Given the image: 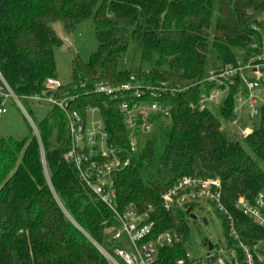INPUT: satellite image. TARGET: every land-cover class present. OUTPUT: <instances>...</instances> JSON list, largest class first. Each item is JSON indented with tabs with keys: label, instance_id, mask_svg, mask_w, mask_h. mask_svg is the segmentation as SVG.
Segmentation results:
<instances>
[{
	"label": "trees",
	"instance_id": "16d2710c",
	"mask_svg": "<svg viewBox=\"0 0 264 264\" xmlns=\"http://www.w3.org/2000/svg\"><path fill=\"white\" fill-rule=\"evenodd\" d=\"M262 14L264 0H0V75L22 104L41 94L47 79L56 78L54 48L62 42L49 28L54 22L67 31L89 20L94 27L96 51L87 63L72 59L71 83L60 93L77 94L80 112L88 104L100 108L108 144L115 149H129L116 104L86 92L85 86L103 82L115 87L135 76L143 87L164 84L171 91L161 99L170 107L161 154L158 134L164 128L159 123L131 155L129 166L114 176L119 210L130 205L146 214L153 223L149 239L165 232L182 238L181 244L160 251L156 264L184 258L190 213L165 211L159 195L186 176L220 183L221 205L238 238L228 236L227 222L216 212L227 247L239 264H245L240 244L254 264H264L256 248L264 241V228L235 207L239 199L253 203L264 193V107L251 123L252 133L236 141L221 129L232 119L234 91L216 107L217 116L198 107L200 97L214 87L204 80L234 64V48L252 56L251 27ZM132 43L141 45V62L153 63L150 70L118 69ZM37 130L40 143L34 135L23 141L0 138V264H107L93 243L110 252L116 244L106 230L116 223L63 160L70 148L63 113L50 110ZM196 207L188 206L192 212Z\"/></svg>",
	"mask_w": 264,
	"mask_h": 264
},
{
	"label": "built area",
	"instance_id": "2783aa9c",
	"mask_svg": "<svg viewBox=\"0 0 264 264\" xmlns=\"http://www.w3.org/2000/svg\"><path fill=\"white\" fill-rule=\"evenodd\" d=\"M251 28L253 34L248 48L253 52L252 56L243 48L242 60L235 59L234 64L210 72L204 83L214 87L208 94H203L198 103L200 109L207 108L206 104L217 107L234 91L231 122L236 126L240 139L252 133L251 123L259 117L260 108L264 107V14L257 18ZM63 87L55 78H49L41 94L24 100L26 103L47 106L50 110L57 109L63 113L70 138V148L64 154L63 160L73 165L79 181L112 213L116 227L108 228L106 233L116 245L107 252L93 244L107 264H156L159 252L181 244L182 238L177 233L165 232L149 239L153 223L148 222L146 214H138L130 205L122 211L119 210L114 176L129 166L131 155L143 145L145 137L153 131L155 125L170 119V107L161 99L164 98V93L171 91L164 88V84L156 88L143 87L134 76L125 84L115 87L103 82L89 83L85 88L83 85L86 92L104 96L116 104L129 133V149L123 152L108 144V134L100 108L88 104L80 112L77 107L78 95L60 93ZM149 97L154 101L147 102ZM10 98L28 119L34 136L40 143L37 125L0 75V116ZM87 116H97L99 121L89 125ZM220 193L221 186L218 181L186 176L162 191L159 199L165 211L190 210V216H193L192 209L188 208L191 204H195V207L197 205L196 208L199 209L202 204L212 206L225 218L228 236L237 240L232 218L221 205ZM235 207L252 222L264 228V193H259L253 203L239 199ZM240 247L244 250L245 264H254L247 249L241 244ZM211 251L206 255L207 260L214 257L218 264H228L221 256L222 250L216 254H211ZM229 258L234 261L231 254ZM258 260L262 261V258L258 257ZM204 263L205 259H201L200 264ZM175 264H194V258L185 252L184 258L176 260ZM234 264H239L237 259Z\"/></svg>",
	"mask_w": 264,
	"mask_h": 264
},
{
	"label": "rangeland",
	"instance_id": "374dc122",
	"mask_svg": "<svg viewBox=\"0 0 264 264\" xmlns=\"http://www.w3.org/2000/svg\"><path fill=\"white\" fill-rule=\"evenodd\" d=\"M49 28L62 42L59 47L54 48L55 79L62 85H68L71 83L72 59L78 57L82 63H87L90 56L96 51L97 42L94 35V27L89 20L77 24L71 31L64 29L60 22L49 24ZM140 52L141 45L139 43L130 44L118 63V69L129 70L133 74L139 70H150L153 67V63L141 62ZM232 54L237 60H242L244 56L240 48H234ZM22 105L36 125L50 111L47 106H37L33 103H23ZM206 106L213 115L217 116L215 105L206 104ZM257 120L256 118L254 121ZM97 121H99L97 116H87L89 125ZM162 124V128L164 129L160 130L158 134L157 155L161 154L166 142V134L170 129V120H165ZM31 128L28 119L17 104L11 98L8 99L6 109L0 116V138L23 141L34 135ZM221 129L229 140H240V137L237 135L236 126L231 121L222 122ZM200 209L195 208L193 210L192 215L196 218L194 221L190 218L187 221L188 236L185 244L186 252L193 256L194 264H200L201 259H205L204 264H218L216 261L207 262L206 255L209 254L207 244H211L213 247L211 254H216L222 250L221 256L226 263H236L235 252L227 247V235L225 234L222 220L216 213L217 211L212 206L206 204H202ZM256 248L258 252L264 254V241L260 242ZM230 254L234 256V261L229 258Z\"/></svg>",
	"mask_w": 264,
	"mask_h": 264
},
{
	"label": "water",
	"instance_id": "95a60500",
	"mask_svg": "<svg viewBox=\"0 0 264 264\" xmlns=\"http://www.w3.org/2000/svg\"><path fill=\"white\" fill-rule=\"evenodd\" d=\"M189 212H190V210H187V213H189ZM191 219L195 220V217L191 216ZM207 248H208L209 251H211L212 250V245L211 244H207ZM207 261H208V263L214 262L215 258L214 257H209Z\"/></svg>",
	"mask_w": 264,
	"mask_h": 264
}]
</instances>
